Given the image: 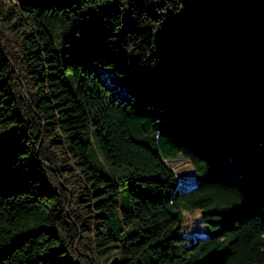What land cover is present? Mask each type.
Here are the masks:
<instances>
[{
    "label": "trees",
    "instance_id": "16d2710c",
    "mask_svg": "<svg viewBox=\"0 0 264 264\" xmlns=\"http://www.w3.org/2000/svg\"><path fill=\"white\" fill-rule=\"evenodd\" d=\"M129 5L0 0V264H264V0Z\"/></svg>",
    "mask_w": 264,
    "mask_h": 264
},
{
    "label": "rangeland",
    "instance_id": "374dc122",
    "mask_svg": "<svg viewBox=\"0 0 264 264\" xmlns=\"http://www.w3.org/2000/svg\"><path fill=\"white\" fill-rule=\"evenodd\" d=\"M124 11L122 14V23L117 28L119 32L121 29L125 28L128 25L129 17V0H123ZM104 30L103 24L95 17L91 16V21L89 26L84 30V33L90 34H100ZM93 67L98 76L109 82L112 72L110 67L93 63ZM125 88L118 91L120 94H125ZM14 129L13 123H3L0 122V133L10 132ZM174 168L176 170L177 179H178V188L183 189L185 186L190 185L194 181V167L189 159L184 156L176 155L173 158ZM120 196H119V211L121 208L125 207V195L123 186L120 185ZM201 209L198 207L195 208H186L183 209L182 219H181V233L183 234H204L208 226L200 217Z\"/></svg>",
    "mask_w": 264,
    "mask_h": 264
}]
</instances>
